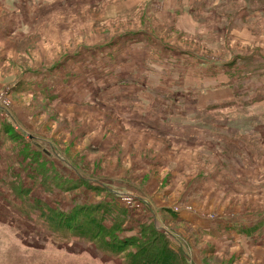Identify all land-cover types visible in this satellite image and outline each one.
<instances>
[{
  "label": "rangeland",
  "instance_id": "1",
  "mask_svg": "<svg viewBox=\"0 0 264 264\" xmlns=\"http://www.w3.org/2000/svg\"><path fill=\"white\" fill-rule=\"evenodd\" d=\"M121 1L0 0V264H121L77 239H56L40 216L24 213L29 204L38 206L34 200L57 212L110 202L126 216L121 237L135 236L145 226L166 238L185 264H264L263 242L236 244L209 232L208 237L199 228L200 222L229 223L264 211V100L255 102L253 115L248 111L250 99L264 94L259 78L254 83L249 72L246 83L237 85L238 92H245L236 97L235 105L244 109L241 115L216 127L217 116L210 114L209 125L187 128L183 121L168 119L176 108L186 112L195 107L188 94L177 97L189 71L184 73L185 65L174 66L168 50L161 55L149 45L139 48L141 63L153 53L148 56L153 63L146 69L147 90L157 89V94L149 105L102 98V78L96 83L78 78L69 88L70 81H62L59 72L81 61L88 49L97 56L102 46L124 47L112 39L126 31L121 32L122 18L102 15ZM165 1L151 4L162 13ZM250 1L259 2L205 0L197 8L205 12H198L200 30L155 31L170 46L226 64L249 55L260 74L264 16L247 11L255 22L247 23ZM40 66L42 73L32 71ZM114 69L106 86L118 93L112 87L122 66ZM41 75L42 99L28 92L29 82ZM136 85L127 86L134 92L140 82ZM76 88L88 89L79 102L69 95ZM220 96L202 97L201 105L218 102L213 97ZM152 106L156 111L149 114ZM140 112L149 115L147 120ZM233 121L238 125L231 127ZM35 142L46 145L42 149ZM53 182L70 184L69 191ZM186 216L193 217L188 221Z\"/></svg>",
  "mask_w": 264,
  "mask_h": 264
},
{
  "label": "crops",
  "instance_id": "2",
  "mask_svg": "<svg viewBox=\"0 0 264 264\" xmlns=\"http://www.w3.org/2000/svg\"><path fill=\"white\" fill-rule=\"evenodd\" d=\"M151 1L155 2L157 5H160L164 0ZM151 1L148 4L145 2V0H122L119 4L108 7L107 10H105L102 14L103 17L109 20L122 18L124 24L121 25H125L122 26L125 28H123L121 32L123 30H126L122 33L116 34L112 39L120 40L127 37L133 38L135 36H141V42L143 43L138 45L141 47L143 44L144 47H146V45H149L151 49L155 50L154 53L156 54H161L162 50L169 49L176 52H185L183 51L185 49L183 47L170 46L166 44L163 39L157 36L155 30H176L177 32L184 33L186 30H200L198 12L200 14H204L205 12L197 11V8L202 3V1L205 0H166L162 13H158L154 10ZM88 2H91V0H88ZM143 4L146 7H144ZM260 14L264 16V13ZM245 18L248 24L255 23L253 21L254 16L248 15L247 10ZM127 20H129V22ZM249 21L252 23H250ZM127 46L128 44H126V46L123 48L108 49L106 51L111 54L107 53L106 55H98L97 57L93 48L88 49L87 54L83 56L81 61L73 64L70 67H65L62 71L59 72L62 76V81L66 82L67 78L71 74L73 76V79L80 78L83 81H90L91 83L100 81V79L98 78L102 77V84L104 89L102 92V98H110L111 96H113L112 100L115 103L142 104L143 93L139 90H146L150 92L149 90H147L148 83L140 82V87L136 88L137 93H131L126 91V88L129 87L122 85V80L121 78H119L118 80L116 79L117 82L114 84L115 86H117L116 89H119L118 93H115L114 90H111L108 86H106V77L111 76L110 71L108 74H105L106 70L101 69L105 66L116 67L118 63L124 60L118 59L116 57L118 55L115 54V51L119 52L122 57H125L130 50H133L134 53H139V51H137V48L140 47L133 48L132 46H129L128 48H126ZM108 56L111 57L109 58ZM56 62L44 68H52L55 66ZM184 62H191L193 64V67L188 70L189 75L186 79L183 80L181 88L188 94L190 98L194 99L195 107L192 110H188L186 112H184L182 108H176L175 110L168 113V115H172L168 119L183 121V125H185V127L209 125V123L211 122L209 116L210 114H215L217 116L215 124L216 127L221 126L222 120H232L233 117L241 115V111H243V109L242 107H239L240 103L235 105L237 100L236 97L240 95V98H242V95L245 94V92H238L237 85H244L246 83L245 78L247 77L249 72L254 78V83L259 78V83L264 84V64L262 70L260 71V74H255V70L253 68L254 62L252 60V57L249 55H239L238 57H234L233 61L227 64L224 63V61L207 59L204 56H195L194 58H190L189 60H184L182 58L177 62H175L174 60L172 63L173 65H184ZM95 68H97V73L94 71ZM32 71H38L42 73V66ZM101 71L103 72V74H101ZM240 75H242V78H240ZM20 79L21 78H19V80ZM150 80L154 81V78ZM134 82L136 83L135 80ZM135 86L137 85L135 84ZM248 88H250V85H248ZM83 90V93L76 92V90L70 91L69 95L71 101L79 102L77 101L78 98H86L85 96L88 92V89L83 88ZM28 92L32 97L39 96L40 99H42V75L40 78L31 80L29 82ZM99 94H101V92ZM209 94H221L222 96L213 97L219 98L220 101L218 102H209L205 105H201V98L206 97ZM137 95H140L139 101L132 102L133 96ZM135 100H137V98H135ZM214 106L219 107L218 110H216L215 112H209V109ZM152 107H150L149 114L153 113L152 111H156V109ZM139 114L143 116L141 112ZM136 115H138V113ZM143 117L145 118V120H147L149 115ZM229 124L231 125V127H234L238 125V122L233 121ZM241 127L242 125L238 129H240ZM35 143L40 144L39 142ZM252 215H246V217L244 218L231 219L229 223H224L223 221L210 222L209 225H212V227L200 222L199 228L202 230L203 228H205L207 234L209 232L212 235L217 236V239L218 237L221 238V236L226 239L231 238L230 242H234L236 244L245 242L249 243L251 241L252 246L253 244L258 242L264 243V211L259 215ZM192 217L193 216H186L188 221L191 220ZM191 223L192 222H189L190 225ZM207 236L210 237L209 234ZM253 249L255 248L253 247ZM257 249L261 248L258 247Z\"/></svg>",
  "mask_w": 264,
  "mask_h": 264
},
{
  "label": "trees",
  "instance_id": "3",
  "mask_svg": "<svg viewBox=\"0 0 264 264\" xmlns=\"http://www.w3.org/2000/svg\"><path fill=\"white\" fill-rule=\"evenodd\" d=\"M253 3L248 12L253 11L252 14L255 13H264V0H259V2L250 1ZM142 37L135 36L133 38L127 37L118 40L119 44H122L124 47L126 44L128 46L141 47L138 44H141ZM144 46V44L142 45ZM117 48V46H115ZM110 49L109 45L102 46L99 48V55H106V50ZM139 51V48H137ZM130 56L124 58V60L118 63L116 66H122V74H120L119 78H121L122 85L128 87L132 83L137 82L149 83V78L146 77L149 75L147 72V67L153 62L149 61V55L153 53H148L146 58H142V63L137 61L138 53L133 54V50L129 51ZM111 54V53H109ZM168 56H172V62L175 60L177 62L180 59L189 60L190 58H194L198 56L193 53L188 52H176L171 49L168 50ZM96 55V54H95ZM162 55V54H161ZM161 55L157 56L156 59H160ZM98 56V55H97ZM96 56V57H97ZM109 58L111 56H108ZM121 59L120 57H117ZM129 60V61H127ZM156 62V61H155ZM128 65V66H126ZM143 68L141 69V66ZM184 65L190 70L193 67L191 62H184ZM176 67H182V65H174ZM116 67H103L102 70H106L105 74H110L112 78L113 73L115 72ZM127 68V69H123ZM185 70L184 73L188 72ZM97 73V68L94 70ZM183 73V74H184ZM101 74L103 72L101 71ZM154 77V76H153ZM102 78V77H99ZM107 78V77H106ZM156 78V77H155ZM72 74L67 78V82L70 81L69 86L74 81ZM128 80V81H126ZM130 87V86H129ZM114 89L117 86L113 85ZM76 92L83 93L84 90L81 91L77 88L74 89ZM119 90V89H118ZM127 92L137 93V91H131L129 88H126ZM142 93L148 94L147 96H143V102L148 104L153 101L154 95L157 94V89L153 92H148L146 90H139ZM261 93V92H259ZM257 93L253 98L250 99L248 105L250 106L249 116L253 115L251 112L253 109H257L256 103L257 101L264 100V94ZM187 94L180 87L177 92V97L184 96ZM140 99V95L133 96ZM133 101V100H132ZM148 102V103H147ZM256 102V103H255ZM149 105V104H148ZM239 107H241L239 105ZM219 107L214 106L209 109V112H215ZM243 109V107H242ZM244 110V109H243ZM161 111L164 113V107H161ZM252 123V122H251ZM253 126V123H252ZM5 130L8 134H12L13 131L10 127H5ZM36 147H42L46 145V143L34 144ZM46 151L43 150V154ZM42 173V171H40ZM39 174V173H38ZM62 186L53 182V185L64 190L69 191L70 184L62 182ZM34 203H37L38 206L34 209V207L29 204L24 213L38 215L42 218L44 223H46L52 230L53 236L56 237L59 241L68 242L70 239H77L80 242L95 246L103 255L108 257L111 262L116 261V259L121 260V264H185V260L183 256L177 253L171 246L170 242L164 238L160 233L148 230L143 226L140 232L135 236H123L120 234H124L126 230H124V220L123 217L126 218L125 214L118 210L115 206H112L110 202H102L98 204H88L81 205L74 209H71L69 212H57V209L51 208L47 202L40 203L38 200H34ZM116 209H115V208ZM174 218L179 219L178 215L174 214ZM111 220L112 224L108 226V222Z\"/></svg>",
  "mask_w": 264,
  "mask_h": 264
}]
</instances>
